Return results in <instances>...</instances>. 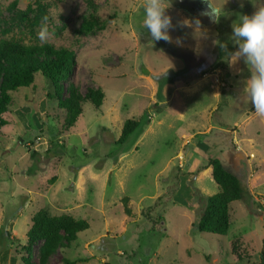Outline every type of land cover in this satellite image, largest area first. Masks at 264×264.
Here are the masks:
<instances>
[{
  "label": "rangeland",
  "instance_id": "1",
  "mask_svg": "<svg viewBox=\"0 0 264 264\" xmlns=\"http://www.w3.org/2000/svg\"><path fill=\"white\" fill-rule=\"evenodd\" d=\"M211 2L221 18L199 28L188 9L165 4L173 55L143 27V0H0V41L73 49L69 83L82 97L88 89L105 94L99 109L84 102L67 129L41 74L13 93L0 133V264H24L32 218L42 209L90 224L47 264H264V118L242 100L248 66L242 59L230 66L221 48L236 50L232 25L264 0ZM91 10L106 29L81 33ZM178 74L195 80L159 82ZM146 113L151 123L127 148L119 145L125 122ZM214 156L245 189L222 236L195 230L219 192L206 168ZM41 245L32 264H41Z\"/></svg>",
  "mask_w": 264,
  "mask_h": 264
},
{
  "label": "trees",
  "instance_id": "2",
  "mask_svg": "<svg viewBox=\"0 0 264 264\" xmlns=\"http://www.w3.org/2000/svg\"><path fill=\"white\" fill-rule=\"evenodd\" d=\"M171 1L179 8L188 9L186 0ZM106 26V21H101L96 11L91 10L88 16L83 19L79 31L93 33L105 30ZM156 43L168 53L173 55L179 53L177 52L178 48L171 43L162 40ZM76 66V52L71 48L56 47L50 43L30 45L15 39H1L0 133L9 124L5 115L15 103L13 93L22 88L32 87L37 74H41L52 86L53 94L49 93L48 97L55 98L59 108L65 110L67 129L74 127L82 116L84 102L92 103L97 109L101 108L105 99V94L101 89H88L85 96L82 97L75 84L69 83ZM158 79L160 84L178 81L189 83L195 80V78L184 79L181 74L172 78L164 76ZM220 109L219 107L217 112ZM150 123L151 116L148 113L144 114L140 120H127L118 144L127 148L129 143L140 135ZM126 151L128 149L124 152ZM206 168L212 169V177L219 187V192L208 198L200 220L195 225V230L199 233L226 235L232 223V204L243 200L245 189L240 178L224 167L220 157H210ZM89 228L90 224L86 220L76 219L70 215L53 216L47 209L40 210L32 218V224L27 234L28 242L24 247L23 263L32 264L35 247L42 243L40 263L47 264L56 251L63 245L71 246L77 240L78 235ZM63 262L75 264L66 259H63Z\"/></svg>",
  "mask_w": 264,
  "mask_h": 264
},
{
  "label": "clouds",
  "instance_id": "3",
  "mask_svg": "<svg viewBox=\"0 0 264 264\" xmlns=\"http://www.w3.org/2000/svg\"><path fill=\"white\" fill-rule=\"evenodd\" d=\"M167 2L168 0H143V27L147 29L152 41L174 42L169 34L173 24L172 18L167 14ZM201 2L204 5L201 15L208 17L210 22L218 23L221 18L219 9L213 6L211 0ZM239 20L238 24L232 25L231 39L237 46L236 50L229 51L227 44L221 45V48L230 66L241 59L248 66L251 75L245 82L242 100L245 103L250 102L254 106L255 115L264 118V3L251 15H242ZM192 23L196 28L200 27L198 19ZM37 35L42 43L49 39L47 17L44 18ZM175 42L179 43V38Z\"/></svg>",
  "mask_w": 264,
  "mask_h": 264
},
{
  "label": "water",
  "instance_id": "4",
  "mask_svg": "<svg viewBox=\"0 0 264 264\" xmlns=\"http://www.w3.org/2000/svg\"><path fill=\"white\" fill-rule=\"evenodd\" d=\"M187 6L191 15H193L196 19H198L201 24L205 26L215 25V23L210 22L208 17L201 15V12L204 8V5L202 4L201 0H187Z\"/></svg>",
  "mask_w": 264,
  "mask_h": 264
},
{
  "label": "flooded vegetation",
  "instance_id": "5",
  "mask_svg": "<svg viewBox=\"0 0 264 264\" xmlns=\"http://www.w3.org/2000/svg\"><path fill=\"white\" fill-rule=\"evenodd\" d=\"M186 3H187V0H186Z\"/></svg>",
  "mask_w": 264,
  "mask_h": 264
}]
</instances>
